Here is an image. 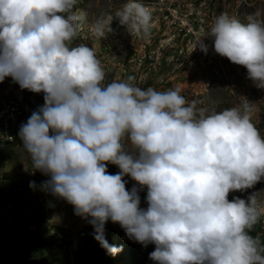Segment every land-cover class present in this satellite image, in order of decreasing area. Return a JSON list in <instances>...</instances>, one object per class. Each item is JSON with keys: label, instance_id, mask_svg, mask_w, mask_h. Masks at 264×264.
<instances>
[{"label": "clouds", "instance_id": "obj_1", "mask_svg": "<svg viewBox=\"0 0 264 264\" xmlns=\"http://www.w3.org/2000/svg\"><path fill=\"white\" fill-rule=\"evenodd\" d=\"M76 4L0 0V81L10 77L20 89L43 94L17 131L31 168L46 177L43 190L71 205L108 255L122 247L105 239V223L112 222L127 239L154 245L147 254L153 264H264V245L250 235L264 201L255 192L227 198L264 180V137L250 102L217 111L186 100L175 86L141 88L131 76L104 83L93 48L72 44L85 18ZM113 15L127 29L146 31L151 22L139 0H125L91 25L95 38L111 31ZM258 16L241 22L220 13L204 37L264 88ZM196 47L208 51L201 38ZM108 164L119 171L110 174ZM125 176L135 182L127 189Z\"/></svg>", "mask_w": 264, "mask_h": 264}, {"label": "rangeland", "instance_id": "obj_2", "mask_svg": "<svg viewBox=\"0 0 264 264\" xmlns=\"http://www.w3.org/2000/svg\"><path fill=\"white\" fill-rule=\"evenodd\" d=\"M197 1L200 4H193L192 10H180V18L192 19L193 12H197L198 31L204 36L211 20L220 13L241 22L259 13L257 18L264 20V0ZM139 2L151 13L150 25H156L167 21L168 13L182 8L185 0ZM124 3L125 0H77L75 6L85 18L72 44L85 43L93 48L105 73L104 83L131 76L141 88L152 86L163 91L175 86L186 100H196L198 106L214 107L217 111L238 107L245 98L253 107L252 122L264 137V88L255 87L243 66L214 53L212 46L208 45L207 53H193L190 42L169 29L164 33L157 26H149L146 31L127 29L114 15L111 31L100 40L95 38L91 25L98 18L114 14ZM174 47H180V52ZM13 96L24 103L9 127L0 126V264H153L147 254L154 245L142 247L127 239L119 225L112 222L105 223V239L110 245L122 247L115 255L106 254L92 238L91 225L74 215L71 205L49 195L42 184L38 186L37 171L31 168L17 131L31 112L43 104V94L20 89L10 77H5L0 81V113L11 109ZM106 170L110 174L119 171L111 164ZM123 179L127 180L126 189L135 183L127 176ZM252 192L258 203L264 201V180L243 192H230L227 198L246 199ZM138 194L143 207L145 192ZM250 235L264 245V213L250 229Z\"/></svg>", "mask_w": 264, "mask_h": 264}, {"label": "built area", "instance_id": "obj_3", "mask_svg": "<svg viewBox=\"0 0 264 264\" xmlns=\"http://www.w3.org/2000/svg\"><path fill=\"white\" fill-rule=\"evenodd\" d=\"M159 2H156V5H158ZM193 4H200V1L197 0H185L184 3H182V8H176L175 11H171L168 13V19L167 21H161V23L156 25H149V26H157L158 31H161V33H164L165 31L171 30L174 32L178 37L182 38V40H188L191 44V49L193 48V45L196 43V41L201 38L204 43L211 46V41L209 39H204L203 32L198 31L197 27V21H196V13L193 12V18L192 19H183L180 18V10H192ZM212 15V14H211ZM164 27V28H163ZM168 35H170L168 33ZM153 36H157L156 34H153ZM171 44L173 46V40L171 41ZM177 48L178 47H174ZM193 53L195 52H201L198 47L193 48ZM180 52V47L178 49ZM193 53L191 56H193ZM167 60V59H166ZM23 101H17V98L15 96L12 97V114L9 116V120L11 122V119L13 117V114L15 111L19 110L21 106H23ZM2 108L0 109L1 112ZM12 134V133H10Z\"/></svg>", "mask_w": 264, "mask_h": 264}, {"label": "bare ground", "instance_id": "obj_4", "mask_svg": "<svg viewBox=\"0 0 264 264\" xmlns=\"http://www.w3.org/2000/svg\"><path fill=\"white\" fill-rule=\"evenodd\" d=\"M6 112L0 113V126H3L5 128L9 127V125L12 124L17 119V116H18V110H17L14 112L13 117H12L11 122H10L9 116L12 114V105H11V109L6 111Z\"/></svg>", "mask_w": 264, "mask_h": 264}, {"label": "trees", "instance_id": "obj_5", "mask_svg": "<svg viewBox=\"0 0 264 264\" xmlns=\"http://www.w3.org/2000/svg\"><path fill=\"white\" fill-rule=\"evenodd\" d=\"M37 176H38L37 184H38V186H40L42 184V181H43V176L38 171H37Z\"/></svg>", "mask_w": 264, "mask_h": 264}]
</instances>
